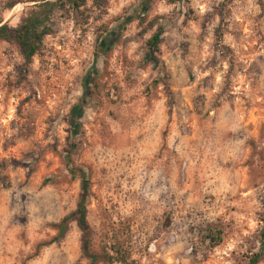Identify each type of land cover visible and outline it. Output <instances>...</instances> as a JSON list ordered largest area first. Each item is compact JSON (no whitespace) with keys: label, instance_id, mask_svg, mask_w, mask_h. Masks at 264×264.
I'll list each match as a JSON object with an SVG mask.
<instances>
[{"label":"rangeland","instance_id":"1","mask_svg":"<svg viewBox=\"0 0 264 264\" xmlns=\"http://www.w3.org/2000/svg\"><path fill=\"white\" fill-rule=\"evenodd\" d=\"M34 4L0 0L4 23ZM88 9L86 25L59 15L29 65L0 42V264H91L77 218L56 228L77 210L81 170L96 254L246 264L264 242V0Z\"/></svg>","mask_w":264,"mask_h":264},{"label":"trees","instance_id":"2","mask_svg":"<svg viewBox=\"0 0 264 264\" xmlns=\"http://www.w3.org/2000/svg\"><path fill=\"white\" fill-rule=\"evenodd\" d=\"M34 1H36V4L27 7L25 16L17 28H11L8 24H5L4 19L0 14V42H16L22 50L25 65L31 64L34 58L41 52L46 37L56 33L55 26L59 15V17L68 16V18L76 20V23L86 25L91 18L88 4L92 2L93 7L103 10L107 7L109 0ZM165 33L166 27L164 25H160L151 39L147 42L149 50L147 61L154 66L161 63L157 54L161 50L160 45L163 42ZM89 83V80H86L84 83L85 98H87L90 94V89L88 88ZM81 114L82 110L78 108L77 113H74V116L78 118ZM75 117H72L71 125L73 128V134L76 136L79 134V125L77 124ZM80 172L83 175L80 201L78 203L77 210L73 213V215L65 217L58 225H56V228L59 230L60 237L65 235L69 221L73 217H76L78 226L82 232V252L84 256L91 261V264H97V262L102 259L103 262H109L111 264L114 262H120L121 264L128 262L129 256L122 247L114 248L113 256H111L108 252H105L104 257L93 252V232L88 221L87 211V204L90 196V183L86 177V173L83 170ZM262 261H264V242L258 251L252 253L248 257V262L246 264H260Z\"/></svg>","mask_w":264,"mask_h":264}]
</instances>
